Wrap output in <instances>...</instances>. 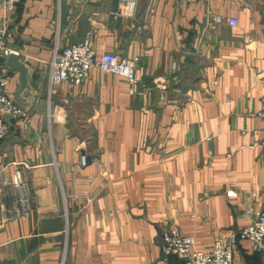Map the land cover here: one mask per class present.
<instances>
[{
  "label": "crops",
  "instance_id": "0c3cea01",
  "mask_svg": "<svg viewBox=\"0 0 264 264\" xmlns=\"http://www.w3.org/2000/svg\"><path fill=\"white\" fill-rule=\"evenodd\" d=\"M128 1L0 0L36 96L0 139V264H160L167 229L206 252L264 211V0ZM87 34L137 58V84L91 69L49 94L54 46ZM232 264L264 254L236 239Z\"/></svg>",
  "mask_w": 264,
  "mask_h": 264
},
{
  "label": "built area",
  "instance_id": "2783aa9c",
  "mask_svg": "<svg viewBox=\"0 0 264 264\" xmlns=\"http://www.w3.org/2000/svg\"><path fill=\"white\" fill-rule=\"evenodd\" d=\"M1 1L5 8L11 10L19 5L22 0ZM122 1L129 2L128 0ZM213 22L214 24L224 23L221 17H216ZM225 22L231 27L236 26L234 19H228ZM5 37V29L0 27V139L6 134L4 117L17 116L22 113L21 106L7 93L13 73L9 72L2 63V59L11 51L6 46ZM137 64V58L125 59L112 52L97 54L90 43L89 34H87L85 39L78 44L64 47L54 46L48 62V93L50 94L55 87L62 83H68L72 86L82 85L91 69H96L103 74L116 75L124 79L133 88L137 84L135 79ZM141 87L145 88L146 86L141 85ZM259 102L261 105L259 117L264 123V90L260 95ZM258 142L264 157V129ZM85 164L86 158L82 157L77 167H83ZM3 171L4 167L0 165V174ZM20 183V177H16L15 184L19 185ZM247 213L252 217L249 225L215 239L210 250L206 252L194 248L192 236L184 235L177 229H167L161 234L159 242L163 256L160 264H167L166 259L170 256L181 260L183 264H232L236 239L248 242L253 253L264 254V211L254 213L248 211Z\"/></svg>",
  "mask_w": 264,
  "mask_h": 264
},
{
  "label": "water",
  "instance_id": "95a60500",
  "mask_svg": "<svg viewBox=\"0 0 264 264\" xmlns=\"http://www.w3.org/2000/svg\"><path fill=\"white\" fill-rule=\"evenodd\" d=\"M2 63L9 72L15 74L13 97L22 106L21 114L4 117V121L8 123L13 118L20 119L32 109L36 97L32 87L35 71L26 62L22 61L19 54L14 51H10L2 59Z\"/></svg>",
  "mask_w": 264,
  "mask_h": 264
}]
</instances>
